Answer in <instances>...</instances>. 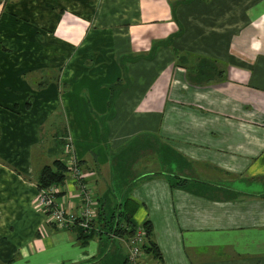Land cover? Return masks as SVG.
I'll return each instance as SVG.
<instances>
[{
    "label": "crops",
    "instance_id": "crops-1",
    "mask_svg": "<svg viewBox=\"0 0 264 264\" xmlns=\"http://www.w3.org/2000/svg\"><path fill=\"white\" fill-rule=\"evenodd\" d=\"M73 155L90 231L37 205ZM127 201L147 264H264V0H0V264H128Z\"/></svg>",
    "mask_w": 264,
    "mask_h": 264
},
{
    "label": "built area",
    "instance_id": "built-area-1",
    "mask_svg": "<svg viewBox=\"0 0 264 264\" xmlns=\"http://www.w3.org/2000/svg\"><path fill=\"white\" fill-rule=\"evenodd\" d=\"M71 150H73V148L71 144L68 143L66 152L71 154ZM72 158L71 163H68L67 166V177L68 175L69 177H73L81 191L79 208L68 209L62 207L57 202V195L60 193V185L56 184L40 191L37 198V205L50 218V221L60 229L66 230L67 228L77 225L85 231H90L97 216L96 201L94 197L92 198V191H90L88 183L83 180L84 174L82 166L79 164V159L74 155ZM121 227L127 228L126 223L122 222ZM128 242L130 244L128 264H147L145 261L147 236L144 228L139 227L135 234L128 238Z\"/></svg>",
    "mask_w": 264,
    "mask_h": 264
},
{
    "label": "trees",
    "instance_id": "trees-1",
    "mask_svg": "<svg viewBox=\"0 0 264 264\" xmlns=\"http://www.w3.org/2000/svg\"><path fill=\"white\" fill-rule=\"evenodd\" d=\"M114 98L112 103L114 102ZM30 104L28 103V106ZM61 130V129H58ZM56 137L60 136V131H56L54 134ZM68 141L63 139V145H66ZM68 174V168L66 166V164H64L61 160L57 159L53 162L52 165L49 166H45L38 177V188L39 190H43L46 189L54 184L56 185H61L64 181L65 178L67 177ZM127 203H129L128 201L126 202V211L124 212H119L117 215V228L114 230V228L112 229V231L114 230V233H120L123 232V234H127L129 236H132L133 234H135L136 230L139 228V226H136L134 221L132 220V213H131V209H133V207H131L130 211L127 208ZM124 222L126 223L127 228H122L121 227V223ZM142 228H144L145 232H146V236H147V244L145 246V252L148 254H153L157 259H159L160 261H162V256L160 254V251L158 249V246L156 245V243L153 241V227L149 222H146L144 224V226H140ZM82 237H85L83 235V233L81 234ZM88 238V237H86Z\"/></svg>",
    "mask_w": 264,
    "mask_h": 264
},
{
    "label": "rangeland",
    "instance_id": "rangeland-1",
    "mask_svg": "<svg viewBox=\"0 0 264 264\" xmlns=\"http://www.w3.org/2000/svg\"><path fill=\"white\" fill-rule=\"evenodd\" d=\"M49 135H50V134H49ZM49 135H48V136H49ZM46 138H47V137H46ZM46 138H45V139H46ZM45 139H44V140H45ZM47 141H48V140H47ZM44 144H45V143H44ZM47 145L50 147L49 143H48ZM40 149H43V148H36V149H35L36 162H37V164L40 162V156H39V155H40V151H41ZM73 149H74V148H73ZM70 178H71V180H72L73 182L75 181V180L73 179V177L70 176ZM78 190H79V189H78ZM93 197H94V199H95V201H96V202H95V206L97 207V209H99V208H100V203H99V201H97L98 198L95 196V194L92 193V198H93ZM96 217H97V216H96ZM50 222H51V221H50ZM51 224H53V223L51 222ZM53 225H54L55 227H57L55 224H53ZM76 226H77V225H76ZM57 228H58V227H57ZM58 229H60V228H58ZM67 229H68V228H67ZM61 230H65V229H61ZM126 245L129 247V252H130V244H129V242L126 241ZM147 254H148V253H147Z\"/></svg>",
    "mask_w": 264,
    "mask_h": 264
}]
</instances>
